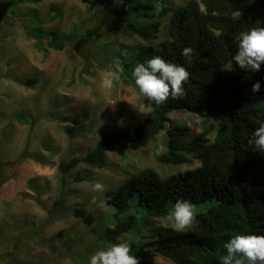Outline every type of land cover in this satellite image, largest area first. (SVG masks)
I'll return each instance as SVG.
<instances>
[{
	"label": "rangeland",
	"instance_id": "obj_1",
	"mask_svg": "<svg viewBox=\"0 0 264 264\" xmlns=\"http://www.w3.org/2000/svg\"><path fill=\"white\" fill-rule=\"evenodd\" d=\"M187 1H154L165 5L169 13L159 39L149 43L168 37L171 12ZM119 3L0 0V264H90L98 250L148 235L160 226H172L167 217L152 218L148 231L137 224L117 242L107 241L105 230L111 224L112 209L105 192L147 167L165 179L201 164L195 158L190 163L162 162L163 145L158 141L138 149L124 146L123 152H107L104 167L81 163L74 168L66 191L55 204L61 187L60 161L84 156L118 126L137 125L151 107L152 101L121 72L111 88L102 86L105 74L115 70L109 66L116 59L130 61L147 43L125 28V19L110 12ZM37 22L46 31H76L79 36L57 50L48 45L47 37L27 34ZM31 77L38 80L33 86L20 83ZM21 110L30 114L28 122L16 118ZM53 112L69 118L59 120L51 116ZM170 117L186 125L191 138L203 130V115L174 110ZM77 172L85 180L75 181ZM96 182L104 185L103 192L92 191ZM94 196L96 203H92ZM77 206L96 217L91 226L73 215ZM161 263L171 261L157 253L146 257V264Z\"/></svg>",
	"mask_w": 264,
	"mask_h": 264
},
{
	"label": "trees",
	"instance_id": "obj_2",
	"mask_svg": "<svg viewBox=\"0 0 264 264\" xmlns=\"http://www.w3.org/2000/svg\"><path fill=\"white\" fill-rule=\"evenodd\" d=\"M154 1L123 0L109 8L117 18L125 19L128 31L147 42L133 59L121 61V73L139 89L132 75L135 67L160 55L189 71L190 77L183 84L185 95L178 99L170 97L161 105L152 101L142 122L116 127L82 157L62 159L58 166L60 195L55 204L66 191L71 171L79 164L101 168L107 164L108 151L123 152L124 146L138 149L149 141H158L163 145L162 162L190 163L195 158L201 164L165 179L147 167L117 189L106 191L105 201L112 214L105 239L117 242L137 224L148 231L152 218L168 217L175 203L184 199L194 208L203 207L195 211L193 224L181 232L172 226H160L148 235L127 241L130 254L138 258L139 264H146V257L152 253L169 259V264H220V257L227 254L224 245L233 236L264 235V151L255 150V144L249 143L255 129L264 124V63L259 71H254L241 69L233 60L239 34L264 27V0H188L171 12L168 37L149 43L159 39L163 20L169 13L162 3V10L157 11ZM236 10L242 15L233 20L231 13ZM27 34L47 37L48 45L57 50L79 36L76 31H46L38 22ZM189 46L193 49L190 62L182 55ZM257 81L261 88L253 93L252 85ZM37 82L35 77L20 80L26 86ZM174 110L203 115V130L191 138L186 125L172 121L170 113ZM51 116L62 121L69 118L55 112ZM16 118L28 122L30 114L21 110ZM74 180L85 178L77 172ZM73 215L90 226L96 221L92 213L80 206L74 208ZM141 238L150 240L145 242Z\"/></svg>",
	"mask_w": 264,
	"mask_h": 264
},
{
	"label": "clouds",
	"instance_id": "obj_3",
	"mask_svg": "<svg viewBox=\"0 0 264 264\" xmlns=\"http://www.w3.org/2000/svg\"><path fill=\"white\" fill-rule=\"evenodd\" d=\"M123 3V0H119ZM157 11L162 10L159 2L154 4ZM240 10L233 11L231 18L237 20L241 17ZM238 50L233 56V60L241 69H253L259 71L264 63V27H253L250 31L242 32L237 37ZM193 49L185 47L182 55L191 61ZM126 56V52L121 53ZM109 71L102 78V86L111 88L115 81L119 80V72L123 71L121 61L116 59ZM226 70H231L230 68ZM135 84L140 93L157 105L173 99L181 98L185 95L183 84L190 77V73L184 65H178L166 61L162 56L156 55L149 59L146 64H138L133 73ZM261 82L257 81L252 85V92L260 91ZM142 111V110H141ZM250 144H255V150L264 151V124H260L253 133V138L249 139ZM93 192H103L104 185L96 182L92 188ZM92 203H96L95 196ZM195 208L188 200H178L173 211L167 217L175 231L181 232L189 228L194 219ZM226 255L220 257V264H264V235L238 234L233 236L224 245ZM131 253V245L126 241L114 243L107 249L98 250L90 257V264H139L138 258Z\"/></svg>",
	"mask_w": 264,
	"mask_h": 264
}]
</instances>
